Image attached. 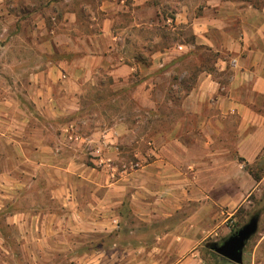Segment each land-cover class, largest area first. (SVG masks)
I'll use <instances>...</instances> for the list:
<instances>
[{
  "label": "crops",
  "instance_id": "0c3cea01",
  "mask_svg": "<svg viewBox=\"0 0 264 264\" xmlns=\"http://www.w3.org/2000/svg\"><path fill=\"white\" fill-rule=\"evenodd\" d=\"M174 22L176 26L187 23L194 40L163 47L158 60L151 55V62L144 65V81L137 86L144 85L145 99L158 97V90L153 91L154 77L160 74L159 67L173 64L178 71L176 81H191L193 85L180 96L176 116L155 124L153 130L158 126L160 132L150 137L154 148L147 154L153 159L112 178L101 171L100 160L116 158L113 145L120 141V130L124 129L117 123L93 126L80 134L72 118L55 140L44 138L42 128L29 126L18 139L5 140L15 148L6 157L16 158L18 167L31 164L36 177L45 170L56 172L46 179L58 184L51 197L65 213L56 215L55 220L37 215L17 221L19 227L38 229L32 241L41 250L48 237L55 244L66 243L72 237L70 232L87 235L95 227V231L111 229L112 220L120 217L118 209L124 196L134 213L155 210L153 216L165 217L189 200L194 202L195 211L184 220L185 232L158 235L155 243L143 248L144 259L139 264H200L195 248L205 238L203 233L215 232L223 224L225 212L231 215L230 209L259 190L261 179L255 180L248 166L264 153V0H201L198 8L182 7ZM96 47L85 45L79 57H64L20 80L26 89L24 95L38 113L47 117L76 114L84 109L79 103L80 85L94 84L102 69L110 68L119 76L141 66L133 57L126 62L115 42ZM189 58L194 69L190 74L183 71ZM160 94L171 98L166 91ZM7 105L24 114L22 124L28 122L27 111L9 95L0 98V109ZM37 129L39 137L30 138L28 133ZM105 141L111 150L98 153ZM78 151L84 152L87 162H77ZM74 180L91 185L83 199L78 197ZM27 210L30 208L20 211ZM263 239L260 237L258 243Z\"/></svg>",
  "mask_w": 264,
  "mask_h": 264
},
{
  "label": "rangeland",
  "instance_id": "374dc122",
  "mask_svg": "<svg viewBox=\"0 0 264 264\" xmlns=\"http://www.w3.org/2000/svg\"><path fill=\"white\" fill-rule=\"evenodd\" d=\"M200 4L201 0H0V98L9 95L28 113V122L22 124L24 114L17 108L11 109L7 105L0 109V264H139L144 259L143 248L155 243L158 235L175 230L185 232L184 220L195 211L194 202L185 200L181 209L167 217L153 216L155 210L147 214L134 213L128 197L124 196L118 209L120 217L115 218L117 224L111 222V229L100 227L95 231V227L87 235L69 231L72 237L66 243L55 244L48 237L42 244L44 251L41 250L32 241L38 229L26 225L19 227L17 221L19 218L30 220L37 215L45 220H55L56 215L65 213L51 197V190L58 184L46 179L47 175L56 176V172L45 170L36 177L31 164H19L18 167L16 158L6 157L15 148L5 140L18 139L28 126L42 128L44 138L55 140L72 118L74 124L79 125L80 134L89 132L93 126L102 128L117 123L124 129L120 130V141L113 145L117 153V157L112 158L113 164L117 163L119 167L125 164L129 172L135 170L131 168L133 163H139L138 169L144 161L153 159L147 154L154 148L150 137L160 132L158 126L153 130L155 124L169 122L176 116L180 96L189 91L193 83H178V71L173 64L170 68L159 67L160 74L154 77L153 91L158 90V97L145 99L142 95L144 85H137L144 81V65L151 62V55L158 60V51L163 47L194 40L187 23L176 26L174 19L182 7L198 8ZM113 35L116 40L112 39ZM113 42L126 57V62L133 57L141 62V66H136L130 74L125 71L119 76L110 72V68L102 69L94 84L80 85L79 103L84 109L76 114L47 117L34 109L24 95L26 89L20 81L22 78L31 72L42 71L64 57H79L84 53L85 45L98 48ZM192 62V58L186 60L183 71L193 73ZM162 91L171 98L162 97ZM39 130L28 133L30 138L39 137ZM107 150H111L108 144L100 152ZM83 154V151L77 152V162H87ZM98 166L101 171L108 172L104 164ZM248 168L252 175L261 179L259 190L249 194L242 204L227 210L231 215L224 213L223 224L215 232L203 233L205 238L195 248L200 264H237L218 255L207 244L221 243L252 216H258V227L243 248L241 264H264V239L258 243L264 236V153ZM3 171L8 175H3ZM74 181L78 197L83 199L91 185ZM33 206L42 210H32ZM28 207L30 210L20 211ZM109 217L113 218L111 212H108ZM49 232L53 233V229ZM87 254L89 258H86Z\"/></svg>",
  "mask_w": 264,
  "mask_h": 264
},
{
  "label": "water",
  "instance_id": "95a60500",
  "mask_svg": "<svg viewBox=\"0 0 264 264\" xmlns=\"http://www.w3.org/2000/svg\"><path fill=\"white\" fill-rule=\"evenodd\" d=\"M257 227L258 216H252L247 223L238 228L221 243H209L207 246L229 261L241 264L243 261V248L249 238L257 231Z\"/></svg>",
  "mask_w": 264,
  "mask_h": 264
},
{
  "label": "built area",
  "instance_id": "2783aa9c",
  "mask_svg": "<svg viewBox=\"0 0 264 264\" xmlns=\"http://www.w3.org/2000/svg\"><path fill=\"white\" fill-rule=\"evenodd\" d=\"M102 146H107V143L105 144L104 142L102 143ZM115 150L116 152L118 151V147L115 146ZM97 152L99 153L100 150L97 149ZM116 157H117V153H116ZM99 164H104V166H107L108 168V172L107 175L112 177H116V175L118 173H127L128 172V167L125 164H122L120 167L118 166L117 163L113 164V160L112 158H107V159H102L98 162ZM139 166L138 162H135L131 165V168L137 169V167ZM112 222H114L115 224H117L116 219L114 218L112 220Z\"/></svg>",
  "mask_w": 264,
  "mask_h": 264
},
{
  "label": "trees",
  "instance_id": "16d2710c",
  "mask_svg": "<svg viewBox=\"0 0 264 264\" xmlns=\"http://www.w3.org/2000/svg\"><path fill=\"white\" fill-rule=\"evenodd\" d=\"M253 177H254L255 180H259V178H257L256 176L253 175ZM209 252H210L212 255H214V256L217 255V254H215L213 251H209Z\"/></svg>",
  "mask_w": 264,
  "mask_h": 264
}]
</instances>
